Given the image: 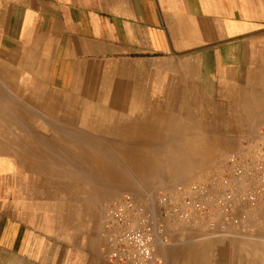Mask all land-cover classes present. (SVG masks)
I'll return each instance as SVG.
<instances>
[{"label": "crops", "instance_id": "crops-1", "mask_svg": "<svg viewBox=\"0 0 264 264\" xmlns=\"http://www.w3.org/2000/svg\"><path fill=\"white\" fill-rule=\"evenodd\" d=\"M0 84L50 123L0 154V264H112L102 223L46 158L128 135L164 164L212 165L264 141V0H0ZM263 229L179 228L156 256L264 264Z\"/></svg>", "mask_w": 264, "mask_h": 264}, {"label": "built area", "instance_id": "built-area-1", "mask_svg": "<svg viewBox=\"0 0 264 264\" xmlns=\"http://www.w3.org/2000/svg\"><path fill=\"white\" fill-rule=\"evenodd\" d=\"M257 224L264 226V141L249 138L199 181L143 199L122 195L108 208L104 254L112 264H159L157 245L179 228L214 237Z\"/></svg>", "mask_w": 264, "mask_h": 264}, {"label": "rangeland", "instance_id": "rangeland-1", "mask_svg": "<svg viewBox=\"0 0 264 264\" xmlns=\"http://www.w3.org/2000/svg\"><path fill=\"white\" fill-rule=\"evenodd\" d=\"M18 98V95H11L8 87H3L0 84V101L3 103L0 102V154H11V142L13 140L17 141V138L20 141L18 145L19 152L26 153L25 149L22 151V147H25V143L29 138L26 132L28 126H39L40 124V126L44 124L49 126L50 124L49 119L30 117L28 110L32 109L31 106ZM6 101L8 104H6ZM54 120L58 121V119ZM81 120L83 125H87V122L92 118L83 116ZM107 137V135H100L98 150L84 151L82 161L80 155L75 156L76 153L80 154L78 151L69 150L66 151V159L59 158L55 153L56 155L52 154L50 158H46L47 161L52 162V165L42 167L45 170L49 169L51 172L65 176L68 186H72L71 189L68 187V191L74 193L73 197L75 198H72V200L77 201L78 205L82 204L81 209L85 211L81 215L83 219H97L103 227L108 208L125 193L143 199L151 195L154 196L157 191L163 188H172L176 184L199 181L206 177L222 159H217L212 165L191 164V160H187L186 155V159H183L181 164L174 166L164 164L162 160H158L156 158L158 151L153 149L142 150L139 148L143 145L142 143L126 140V138H129L128 135H115L111 140H107ZM14 149L15 151L17 149L16 143ZM61 153L63 154V152ZM92 153L94 155L98 153L97 166L84 163L88 161L86 157L89 156V159L94 158ZM87 154L89 155L86 156ZM66 161L73 164L65 165ZM100 162L102 163L100 164ZM252 235L254 234H250V236ZM262 236L264 237V229Z\"/></svg>", "mask_w": 264, "mask_h": 264}, {"label": "bare ground", "instance_id": "bare-ground-1", "mask_svg": "<svg viewBox=\"0 0 264 264\" xmlns=\"http://www.w3.org/2000/svg\"><path fill=\"white\" fill-rule=\"evenodd\" d=\"M3 85H4V84H3ZM2 97H3V96H2ZM9 98H10V97H9ZM0 100H1V99H0ZM0 102H1V101H0ZM6 102H7V101H6ZM1 103H2V102H1ZM2 104H3V103H2ZM6 104H8V102H7ZM14 105H15V104H14ZM7 106H9V105H7ZM11 106H12V105H11ZM3 107H4V106H3ZM7 109H8V108H7ZM13 109H14V108H13ZM16 110H17V109H16ZM14 111H15V110H14ZM2 113H3V112H2ZM10 114H11V113H10ZM12 116H13V115H12ZM15 116H16V115H15ZM15 116H14V117H15ZM32 116H33V114H32ZM8 117H9V116H8ZM25 117H26V116H25ZM35 118H36V117H35ZM38 118H39V117H38ZM28 121H29V120H28ZM33 121H34V120H33ZM36 121H39V120H36ZM8 122H9V121H8ZM30 122H31V119H30ZM41 123H42V122H41ZM20 125H22V124H20ZM24 125H25V124H24ZM32 125H33V124H32ZM40 125H41V124H40ZM40 125H39V126H40ZM42 125H43V124H42ZM44 125H45V124H44ZM12 126H13V125H12ZM30 126H31V125H30ZM30 126H28V127H30ZM39 126H38V127H39ZM9 127H10V126H9ZM43 127H44V126H43ZM43 127H42V128H43ZM45 127H46V126H45ZM45 127H44V128H45ZM25 128H26V127H25ZM36 128H37V127H36ZM40 128H41V127H40ZM40 128H39V129H40ZM13 129L15 130V128H13ZM26 129H27V128H26ZM45 129H46V128H45ZM30 135H31V134H30ZM7 136H8V135H7ZM42 137H43V136H42ZM37 139H38V138H37ZM43 139H44V138H43ZM28 140H29V139H28ZM32 140H33V139H32ZM5 141H6V140H5ZM40 141H41V140H40ZM63 142H64V141H63ZM27 143H28V142H27ZM36 144H37V143H36ZM43 144H44V143H43ZM23 146H24V145H23ZM25 146H26V144H25ZM67 146H68V145H67ZM26 147H27V146H26ZM1 148H2V147H1ZM31 148H33V147H31ZM78 149H79V148H78ZM1 150H2V149H1ZM6 150H7V149H6ZM103 150H104V149H103ZM76 151H77V150H76ZM1 152H2V151H1ZM78 152H79V150H78ZM79 153H80V152H79ZM92 154H93V153H92ZM39 155H40V154H39ZM79 155H80V154H79ZM93 155H94V154H93ZM31 156H32V155H31ZM31 158H32V157H31ZM33 159H34V158H33ZM48 159H49V158H48ZM35 160H36V159H35ZM93 163H94V162H93ZM101 163H102V162H100V164H101ZM102 166H103V165H102ZM103 167H104V166H103ZM57 172H58V171H57ZM59 173H60V171H59ZM59 175H60V174H59ZM60 176H61V175H60Z\"/></svg>", "mask_w": 264, "mask_h": 264}]
</instances>
